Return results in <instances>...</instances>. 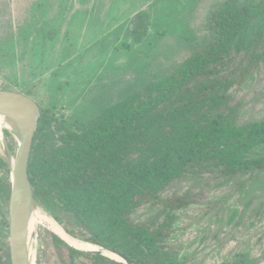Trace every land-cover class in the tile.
<instances>
[{
  "label": "trees",
  "instance_id": "1",
  "mask_svg": "<svg viewBox=\"0 0 264 264\" xmlns=\"http://www.w3.org/2000/svg\"><path fill=\"white\" fill-rule=\"evenodd\" d=\"M144 29L132 30L136 41ZM210 32L209 42L173 74L128 93L92 119L57 122V138L50 130L53 116L41 109L28 175L39 202L68 233L137 264H192L177 258L168 237L195 198L167 190L185 179L203 180L206 172L264 170V156L254 153L264 144V119L236 123L230 105L238 76L264 62V2L225 0L211 16ZM0 169L6 177L0 201H8L9 166L1 155ZM2 225L8 230L7 216ZM41 241L57 264H123L76 250L46 229ZM255 260L240 256L231 264ZM0 264H11L8 248L0 249Z\"/></svg>",
  "mask_w": 264,
  "mask_h": 264
},
{
  "label": "rangeland",
  "instance_id": "2",
  "mask_svg": "<svg viewBox=\"0 0 264 264\" xmlns=\"http://www.w3.org/2000/svg\"><path fill=\"white\" fill-rule=\"evenodd\" d=\"M224 1L0 0V89L34 97L40 109L53 116L50 130L57 138L62 135L57 122L92 119L128 93L173 74L209 42L211 16ZM143 24L145 34L136 41L132 30ZM243 74L230 99L236 123L264 119V62ZM17 144L14 130L4 128L0 155L7 163L14 159ZM254 153L264 156V144ZM4 180L0 169V182ZM167 191L195 198L179 212L168 237L179 260L192 264H231L240 256L262 260L264 170L230 176L206 172L203 180L185 179ZM6 216L8 201L2 199L3 250L9 249L8 230L2 225ZM44 224L38 222L32 231L36 261L57 264L55 256L42 251V233L48 230Z\"/></svg>",
  "mask_w": 264,
  "mask_h": 264
},
{
  "label": "water",
  "instance_id": "3",
  "mask_svg": "<svg viewBox=\"0 0 264 264\" xmlns=\"http://www.w3.org/2000/svg\"><path fill=\"white\" fill-rule=\"evenodd\" d=\"M41 109L38 103L23 92L0 89V115L8 118L10 126L16 133L17 150L9 165V199H8V244L11 264H38L32 239L35 216H39L45 227L69 246L86 253H97L123 264H137L125 255L100 246L66 231V229L41 205L37 199L28 175V164ZM56 225L60 232L52 230ZM97 248L89 249L87 244ZM114 254L116 257L108 254ZM255 264H264V259Z\"/></svg>",
  "mask_w": 264,
  "mask_h": 264
},
{
  "label": "bare ground",
  "instance_id": "4",
  "mask_svg": "<svg viewBox=\"0 0 264 264\" xmlns=\"http://www.w3.org/2000/svg\"><path fill=\"white\" fill-rule=\"evenodd\" d=\"M9 126H10V122H9L8 118L0 115V130L4 129V128H8ZM2 132H3V130L0 131V133H1L0 136H2ZM35 218H36V221H34V223H33V229H34V226L38 222H42V219L39 216H35ZM52 230H55L56 232H60L59 228L56 225H52ZM86 247H88L89 249L97 248L94 244H91V243L87 244ZM108 254H110L113 257H116L114 254H111L110 252H108Z\"/></svg>",
  "mask_w": 264,
  "mask_h": 264
}]
</instances>
